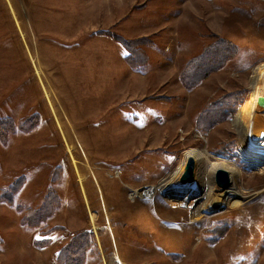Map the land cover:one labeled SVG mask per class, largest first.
<instances>
[{"label":"rangeland","instance_id":"obj_1","mask_svg":"<svg viewBox=\"0 0 264 264\" xmlns=\"http://www.w3.org/2000/svg\"><path fill=\"white\" fill-rule=\"evenodd\" d=\"M256 88L264 0H0V264H264Z\"/></svg>","mask_w":264,"mask_h":264},{"label":"bare ground","instance_id":"obj_2","mask_svg":"<svg viewBox=\"0 0 264 264\" xmlns=\"http://www.w3.org/2000/svg\"><path fill=\"white\" fill-rule=\"evenodd\" d=\"M262 96H264V89L261 90V88H256V90L253 92L251 98L248 101H246V103L241 107L240 114L238 116L239 121L242 120V118H243L248 123V126L252 128V130H250V132H251L250 134H252L251 138H249L250 140L253 138L255 139L256 137H260V135L264 136V131H263L264 129L256 130L257 126H259L262 123V121H264L263 117H260L258 115L259 110L257 109L258 98H260ZM250 124H251V126H250ZM260 130H262L261 134H260ZM257 132H258V134H256ZM206 156H207V154L205 152H202V151H196V150L187 151V153L185 154V158L182 160L180 166L173 172L171 179L180 177L183 174L185 167H186V164H187V161L191 157H194L196 160H199V161L200 160L202 161V159H207V162H209V166L213 170V173L216 172V170H219L220 168H222V169L227 168V170H230V171H233L235 169L233 167L234 165H231L232 163H230L228 160L219 158L217 162H210V160H208V158ZM168 186L169 185L161 183V185L158 186L157 188L163 189V188H167ZM103 257H104V255H103Z\"/></svg>","mask_w":264,"mask_h":264},{"label":"trees","instance_id":"obj_3","mask_svg":"<svg viewBox=\"0 0 264 264\" xmlns=\"http://www.w3.org/2000/svg\"><path fill=\"white\" fill-rule=\"evenodd\" d=\"M125 44H127V47H131L132 48V46H133L131 44L129 45V43H125ZM218 48L219 47H216V46H215L214 49H213V47L209 48L205 53H203L199 58H197L193 62V65L192 64L190 65L192 68L190 67L191 70H189L190 69L189 68L188 69V73H186V77H187V81H188V84L189 85H191V86L197 85V82L196 81L197 80L200 81L203 77H205L206 74L210 71V69L211 68L213 69V67H214L215 64H218L219 62H223V60L226 58L227 55H225L224 58H223V55L222 56L220 55L223 59L222 60H217L216 54H217ZM227 53L228 54L230 53L229 49H227ZM131 57L134 58L132 55H131ZM204 59L207 60V64H210V66H208L206 68H202L201 67L202 64H203V60ZM211 106H214V105H211ZM213 110H214V108L211 109V110L209 108L207 110V113H211ZM39 214H41V212ZM77 242H78V245H79V249H77V250L82 251V252H83V250L85 252H89V250L95 245L91 233H88V232H84V235L82 236V238L78 239ZM75 248H77L75 245L74 246H68V247H66L64 253H66V255H65L66 256V259H69L67 261H70V258L73 255L70 251H72ZM67 249H68V251H67ZM80 256H81V253H80ZM109 261H111V260H109Z\"/></svg>","mask_w":264,"mask_h":264},{"label":"water","instance_id":"obj_4","mask_svg":"<svg viewBox=\"0 0 264 264\" xmlns=\"http://www.w3.org/2000/svg\"><path fill=\"white\" fill-rule=\"evenodd\" d=\"M257 109L264 114V96L258 98ZM196 160L194 157L188 159L185 171L181 176V183L187 184L194 181ZM215 183L223 189H228L232 185L230 173L227 170L220 168L215 173Z\"/></svg>","mask_w":264,"mask_h":264},{"label":"snow or ice","instance_id":"obj_5","mask_svg":"<svg viewBox=\"0 0 264 264\" xmlns=\"http://www.w3.org/2000/svg\"><path fill=\"white\" fill-rule=\"evenodd\" d=\"M39 238V237H38Z\"/></svg>","mask_w":264,"mask_h":264}]
</instances>
